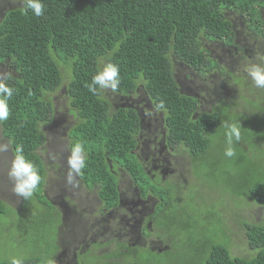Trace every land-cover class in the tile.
Returning a JSON list of instances; mask_svg holds the SVG:
<instances>
[{"label":"trees","instance_id":"obj_1","mask_svg":"<svg viewBox=\"0 0 264 264\" xmlns=\"http://www.w3.org/2000/svg\"><path fill=\"white\" fill-rule=\"evenodd\" d=\"M43 3L40 17L31 10L25 14L23 0L0 5L4 18L0 76L4 73L14 89L9 117L0 121V131L13 156L21 146L42 177L33 196L21 198L19 210L0 198V219L9 221L4 232L19 237L20 246L29 247L27 236L37 235L33 227L43 233L41 239L32 238L29 248L34 251L27 249L20 257L23 264H57L58 258L59 264H74V256L75 264H126L140 256L164 257L166 264H264V89L256 88L245 71L246 66L264 63V0ZM243 39L255 42L258 52H244ZM217 49L227 55L226 67L213 55ZM107 62L118 65L120 85L115 91L97 86L94 94L87 85ZM175 69L183 79L201 82L200 89L185 92L176 81ZM187 69L192 76L185 74ZM60 91L68 99V113L76 119L69 133V155L74 143L84 146L86 166L81 174H73L74 181L88 194H97L103 208L113 209L121 194L115 172L118 166L124 168L142 198L151 195L157 200L149 217L151 230L145 235L155 242L152 248L132 250L117 236L107 242L102 237L90 244L87 257L73 249L64 257L63 251H68L65 223L71 226L64 214L68 210L46 190L47 167L39 154L47 142L42 127L54 121V97ZM140 91L163 113L167 141L184 146L187 156L190 152L184 171L190 179L152 181L137 159L140 116L133 108L116 109V105L134 100ZM230 124L241 133L240 141L233 142L236 155L232 158L224 155L225 125ZM231 159L241 166L236 179L224 164ZM199 160L210 169L213 182L198 179H206L198 170ZM62 202L72 207L78 200L69 197ZM249 208H258L259 218ZM86 213L93 214V208ZM54 230L59 231L56 252L49 240ZM240 233L252 252L249 257L234 251ZM12 246L0 264H11L18 252ZM239 251L247 254L243 248Z\"/></svg>","mask_w":264,"mask_h":264},{"label":"rangeland","instance_id":"obj_2","mask_svg":"<svg viewBox=\"0 0 264 264\" xmlns=\"http://www.w3.org/2000/svg\"><path fill=\"white\" fill-rule=\"evenodd\" d=\"M0 1L5 2L4 0H0ZM253 45H255L256 47L252 48L253 50L252 54H254L258 50L257 44L255 42L253 43ZM213 55L216 58H218L220 60V63L225 67L229 64V62L227 63V58H226L227 55H224L219 49L213 50ZM232 59L233 58H231V60ZM174 73H176V71H174ZM185 74L188 76L193 75L190 74L188 69L185 71ZM185 80L186 81L183 80V88H185L187 92L196 93L200 89L201 82L199 81L192 82L191 79H186V78ZM109 89H104V90L109 91ZM63 95H65L63 91H60L59 94L58 93L55 94L56 97L55 104L57 105V111H56L57 113L55 116L56 119L47 126L42 127L43 132H45L47 136V142L39 150V153L47 167V182L45 188L47 191H49L52 200L55 203L57 201L59 204L61 203L60 206L63 209L62 206L64 204H67L65 202H62L63 200H68L69 197L77 198L78 202L74 206L71 207V205H69L70 206L69 208H73V207L75 208L77 206L75 210H72L71 214L69 215V218L72 219L78 210L84 209L88 206L87 205L88 199L84 204V198L85 196H88V194L85 191L84 187L83 189L79 188L76 181L73 180L72 183L68 182V174H69L68 159L70 157L69 148L71 144L69 139V133L72 127L74 126L76 119L74 121L73 118L68 113V109H69L68 99L66 98V95L63 98ZM260 105L262 106L263 104L260 103ZM4 144L8 145V151L0 152V198L4 200L10 207L14 208L15 210H19L22 202L21 198L23 197L18 196L13 191L14 182L11 179H9L8 176V172L11 166V161L14 158V156L10 149L9 141L3 137L0 131V145H4ZM198 163H199L198 170L202 172V174L206 178L204 179L202 176H200V178L198 177V179L203 180L207 183L213 182V176L210 172V169L208 167L206 169L203 166L202 160H199ZM58 164H59V173L56 172V167L58 166ZM224 164H226L227 172L228 171L232 172L233 178L236 179L239 177L241 166L237 163L236 160L231 159L229 161H224ZM185 167H186L185 160L180 159L179 171L176 174V176L173 177L172 179H190L191 175H189L188 178V175L184 172ZM62 169H65V174H63V176L60 174V171ZM30 210L32 211V207L30 208ZM56 210L59 216V210L58 209ZM248 211H251L252 213L255 214L256 218H259L260 214L258 208H249ZM81 217L82 215L80 216V218ZM228 219L232 221V218L230 216L228 217ZM92 221H93L92 216L86 213L83 220L84 226L91 225ZM8 222L9 221L6 220L5 218L0 219V258L5 254L6 249L12 246V245L6 246L4 244L5 242H10V244L13 242L15 245L12 247H15L18 250V252H16V254L12 257L20 258L26 253L27 249H29L30 251H34L32 248L29 247H31L30 244L32 243L31 242L32 238L34 239L35 237L41 239V237L43 236L41 230L39 228L33 227L36 230L37 235L33 236L32 234H30L27 236L26 242L27 244H29V247L25 248L18 244L19 237L17 238V236H15L14 234L7 235L4 232L5 229L8 227ZM80 224H81V220L79 218H76L73 221V228H71V226L65 223V230H64L65 232H64L63 240L65 239V247L68 251H72V249L73 251L76 250V246H77L76 240L78 233L77 228L79 227ZM58 230H54L53 234L49 239L51 241L52 249L54 252H56L55 244L59 242ZM234 245H235L234 251L240 256L249 257L252 255L251 250H249L246 245V241L242 233L239 234V238H235ZM239 248H243L245 251H247V254L240 252ZM249 253L251 255H249ZM126 264H166V258L160 257L158 260L157 259L153 260L140 256V257L132 258L130 261L126 262Z\"/></svg>","mask_w":264,"mask_h":264},{"label":"flooded vegetation","instance_id":"obj_3","mask_svg":"<svg viewBox=\"0 0 264 264\" xmlns=\"http://www.w3.org/2000/svg\"><path fill=\"white\" fill-rule=\"evenodd\" d=\"M2 17L0 16V19ZM241 28H243V25ZM235 29L237 30L236 24ZM243 43L240 47L244 52L250 53L253 51L252 48L256 47L253 44L247 43L245 39H243ZM3 77H5L4 73H2L0 78ZM54 100H56V97H54ZM146 106L151 107L149 104ZM146 106L142 107L137 101L128 98L125 101L120 100L116 105V109L118 107L123 109L133 108L138 111L143 123L136 138L137 146L135 154L137 155V159L141 162L143 169L152 181L159 178L170 180L179 171L180 159H184L187 164L189 163V159L191 160V154L189 152L188 156L185 155L188 150L184 146L173 145L167 141L164 119L155 111L146 114ZM71 117L75 121L74 116ZM56 172L59 173V164L56 167ZM115 176L118 181V187L121 190L119 205L113 209L106 210L97 199V194L93 193V199L97 204V208L93 213L95 223L88 230H86L85 226L78 229L77 235L80 236L78 239L80 242L78 243L77 250L86 254L85 257L88 256L87 249L90 244H97L98 241H102L100 239L102 237H104V242H107L109 241V237L117 236L120 240L127 243L132 250L152 248L155 244L150 236L146 237L145 235L148 233V230H151L153 222L149 217L150 214L155 212L157 200L151 195L142 198V191L124 168L118 166ZM81 215H83V211L80 214L76 213L74 215L70 224L72 228L73 221L76 218H80ZM96 224H100L101 230ZM75 258L76 256H74V264Z\"/></svg>","mask_w":264,"mask_h":264},{"label":"clouds","instance_id":"obj_4","mask_svg":"<svg viewBox=\"0 0 264 264\" xmlns=\"http://www.w3.org/2000/svg\"><path fill=\"white\" fill-rule=\"evenodd\" d=\"M4 1H5V4L9 3V0H4ZM1 2L3 1H0V3ZM23 5L24 6H23L22 11L25 14H27L28 10H31L37 17L44 15L45 5L43 3V0H23ZM3 19L4 18L0 19V24L3 23L4 21ZM261 59H264V57H262ZM175 71H176L175 73L176 81L183 88V80L185 79H183L182 77L178 75V72L176 69ZM245 71L247 72L251 80L253 81L254 86L256 88L264 89V63H257V64L246 66ZM119 77H120V70H119L118 65L111 63V62H107V63H104L102 69L98 70L97 73L92 77V82L91 84H88L87 87L94 94L98 91L97 86L101 90L110 88L113 91H115L118 89L120 85ZM7 79L8 77L0 78V121L7 120L9 117L8 101L13 96V92H14V89L8 85ZM134 100L137 101L142 107L146 106L147 104L151 106V107L146 106V114H149L155 111L158 115L160 114V116L164 119L163 113L153 108L154 106L153 102L149 98V96L145 94V92L140 91L139 96L137 98H134ZM148 109H150L151 111ZM151 118L154 119L153 117ZM140 119H141V122H140V127H141L143 123L141 116H140ZM151 123L153 124V122ZM225 126L228 128V132H227L228 147L225 149L224 155L228 158H232L236 155L235 149L233 147V142L234 141L239 142L241 139L240 128L236 124H230V125H225ZM240 127H241V124H240ZM6 151H8V145L7 144L0 145V152H6ZM68 165H69L68 182L72 183L74 180L73 174H77V175L81 174V169L86 166L84 146L82 143L77 142L71 146V155L68 159ZM8 176H9V179H11L14 182L13 191L18 196H21L25 199H29L33 196L34 192L38 189V186L42 179L37 167L34 165L32 161L27 159L26 156L24 155L23 148L21 146H17L15 149L14 158L11 161V166L8 172ZM86 197L88 198L90 202L87 203L88 206L86 208L82 209L83 215L81 218H79L81 220V224L79 225V227L84 226L83 220L86 214V209L88 207H92L93 210L97 208V204L93 199V195L88 194V196H85L84 204L87 200ZM63 206H64L65 211L68 210L64 214L65 216H67V218H69L71 211L74 209L69 208L70 206L68 204H64ZM90 216H92L93 221L91 225L85 226L86 230L92 227L95 223L93 214H90ZM68 222L71 224L72 219L69 218ZM79 227L77 228V232H78ZM79 237L80 236L77 235L76 250L78 249V243L80 242L78 241ZM63 252H65V255H67L69 251H63ZM11 264H23V260L17 257H13L11 260ZM49 264H51V262H49ZM57 264H59V258H58Z\"/></svg>","mask_w":264,"mask_h":264}]
</instances>
